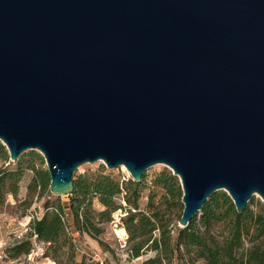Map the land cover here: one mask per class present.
Returning <instances> with one entry per match:
<instances>
[{
  "label": "water",
  "instance_id": "95a60500",
  "mask_svg": "<svg viewBox=\"0 0 264 264\" xmlns=\"http://www.w3.org/2000/svg\"><path fill=\"white\" fill-rule=\"evenodd\" d=\"M0 139L59 195L85 162L165 163L181 226L218 189L264 200V0H0Z\"/></svg>",
  "mask_w": 264,
  "mask_h": 264
},
{
  "label": "trees",
  "instance_id": "16d2710c",
  "mask_svg": "<svg viewBox=\"0 0 264 264\" xmlns=\"http://www.w3.org/2000/svg\"><path fill=\"white\" fill-rule=\"evenodd\" d=\"M9 153L0 140V155ZM36 159L43 158L40 153ZM20 164L22 161H19ZM30 167L35 174L28 184L26 208L31 207L35 193L53 196L51 175L47 170ZM24 172L22 165L7 169L0 174V191L7 181L13 180V194L17 193V182ZM137 181L133 177L121 180L105 166L95 170H85L74 176V189L68 193L67 203L61 195L48 199L44 203V212L33 215L28 223L25 236L8 247L10 257L16 258L30 253L36 239L47 242L46 255L60 264H86L76 258L72 241V230L100 232L99 221L112 219L119 208L126 210L121 219L128 232L127 244L132 256H140L146 250H155V254L146 258L145 264H170L176 257L188 255L193 260H202L199 264H264V200L251 197L247 206L239 211L231 195L225 189H218L205 202L188 225L174 223V209H179L178 220L184 209L183 187L180 177L171 168L165 167L155 174L154 187L148 193L147 207L140 206L144 192V178ZM121 197L123 202L116 200ZM98 197L105 206L93 208V198ZM66 207L72 214V224L68 222ZM166 211V212H165ZM176 232V233H174ZM126 243V242H125Z\"/></svg>",
  "mask_w": 264,
  "mask_h": 264
},
{
  "label": "rangeland",
  "instance_id": "374dc122",
  "mask_svg": "<svg viewBox=\"0 0 264 264\" xmlns=\"http://www.w3.org/2000/svg\"><path fill=\"white\" fill-rule=\"evenodd\" d=\"M0 140L5 144L2 139ZM5 147L7 149L6 145ZM1 152L0 174H3L7 169L16 168L20 165L24 167V172L21 179L18 180L16 184V194L11 192L10 188L14 186V182L10 179L3 187V190L0 191V264H60L51 256L46 255L45 248L47 242L41 239L35 240L34 248L30 253H24L16 258L9 256L7 252L8 247L25 236L30 218L33 215H41L45 210L44 203L48 197L53 199L56 197L55 195L58 194L54 193L53 196H41L35 193L31 207L26 208L24 200H28L31 197L29 195L28 184L35 174V171L30 167V164L33 163V165L39 170L49 171L46 159L44 156L43 158L36 159L35 154L37 152L43 155L42 152L36 148H27L21 153L19 158L15 160L11 158L9 151L8 158H5L4 151ZM19 161H22L21 164ZM102 164H105V162L101 159L93 162H85L77 168L75 175L85 170H95ZM105 166L121 180L132 177V174L126 165H119L114 168L108 167L107 164H105ZM165 167L170 168L165 163L158 162L146 170L147 175L144 178L145 187L143 196L140 200V206L144 210H148V193L152 189H158V187H154L153 178L156 173ZM254 195L256 199L260 198L263 200L259 194L256 193ZM61 199L68 203L70 197L67 194H61ZM116 200L123 202L119 196L116 197ZM104 207L105 206L100 202L98 197L93 198L94 209L98 210ZM174 210V223L176 222L179 224V209L176 208ZM66 212L68 222L72 224V214L68 207H66ZM125 213V209L119 208L113 212L112 219L110 220L99 221L98 218H96L101 229L97 234L86 230H76L70 225L76 258L84 260L86 264H145V259L154 255L155 250L148 249L140 256H132L129 253L127 241L125 243V239L127 240L128 237V232L127 230L124 232L121 229V227H124L121 217ZM201 262L202 260L196 261L188 255H185L183 257H176L170 264H199Z\"/></svg>",
  "mask_w": 264,
  "mask_h": 264
},
{
  "label": "bare ground",
  "instance_id": "6f19581e",
  "mask_svg": "<svg viewBox=\"0 0 264 264\" xmlns=\"http://www.w3.org/2000/svg\"><path fill=\"white\" fill-rule=\"evenodd\" d=\"M121 229L125 232L126 231V229L124 228V227H121Z\"/></svg>",
  "mask_w": 264,
  "mask_h": 264
},
{
  "label": "built area",
  "instance_id": "2783aa9c",
  "mask_svg": "<svg viewBox=\"0 0 264 264\" xmlns=\"http://www.w3.org/2000/svg\"><path fill=\"white\" fill-rule=\"evenodd\" d=\"M125 242H126V239H125Z\"/></svg>",
  "mask_w": 264,
  "mask_h": 264
}]
</instances>
